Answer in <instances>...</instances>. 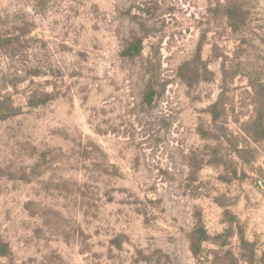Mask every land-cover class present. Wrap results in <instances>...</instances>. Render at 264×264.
<instances>
[{
  "label": "rangeland",
  "instance_id": "rangeland-1",
  "mask_svg": "<svg viewBox=\"0 0 264 264\" xmlns=\"http://www.w3.org/2000/svg\"><path fill=\"white\" fill-rule=\"evenodd\" d=\"M0 250L264 264V0H0Z\"/></svg>",
  "mask_w": 264,
  "mask_h": 264
},
{
  "label": "trees",
  "instance_id": "trees-1",
  "mask_svg": "<svg viewBox=\"0 0 264 264\" xmlns=\"http://www.w3.org/2000/svg\"><path fill=\"white\" fill-rule=\"evenodd\" d=\"M141 53H142V41L130 43L128 46H126L125 50L123 51V55L129 59H134L135 57H138L139 55H141ZM243 234H244L243 230H241L238 233V237H239V241H240L239 245H241V244L246 245L247 244L244 240ZM209 240L210 239L204 230L201 229V230H198V231L196 230L195 232H193L192 240L190 241V249H191L192 253L194 255H197L200 252L201 245L209 242ZM248 245H249V247H255L254 243H249ZM243 259L244 258H242V259L240 258V260H243ZM252 259L253 260L255 259V255L252 256ZM244 261L247 263L248 260L244 259Z\"/></svg>",
  "mask_w": 264,
  "mask_h": 264
}]
</instances>
